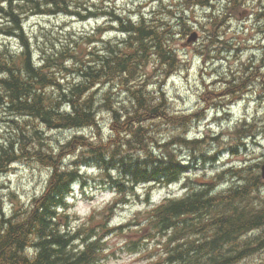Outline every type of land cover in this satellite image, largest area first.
Wrapping results in <instances>:
<instances>
[{
  "label": "trees",
  "instance_id": "1",
  "mask_svg": "<svg viewBox=\"0 0 264 264\" xmlns=\"http://www.w3.org/2000/svg\"><path fill=\"white\" fill-rule=\"evenodd\" d=\"M175 1L192 8L217 6L216 0ZM228 2L233 14L236 4H242V0ZM82 8L83 0H0V16L10 22L0 31L20 42L16 47L0 43V123L10 128L6 133L0 130V175L17 162H34L51 171L44 191L27 206L14 204L9 210L0 196V264H98L107 248L106 236L118 227L109 226L107 214L97 220L94 212L72 228L68 203L72 189L90 181L82 168L93 166L100 173L98 185L113 190L118 202L127 203L140 185L149 188L148 195L153 186L169 185L191 171L178 148L201 151L203 139L161 135L166 128L189 126L194 115L177 114L162 86L183 67L184 59L172 44L177 38L175 26L157 13H142L138 19L117 17L121 39L98 38V32L53 37L44 26L38 52L34 51L24 15L83 16ZM183 10L169 12L179 26L181 21L191 29ZM216 10L208 15L213 42L222 34L219 18L226 15ZM153 80L159 81L151 90ZM119 88L128 94V101L116 98ZM42 126L51 131L87 128L94 133L91 138L81 134L54 143ZM74 146L78 154L73 165L64 168V155ZM254 168L236 171L248 175L246 186L236 189V215L231 192L213 195L199 183L182 198H166L141 210L128 224L137 226L139 238L132 250L146 249L153 264H230L236 232V259L241 258L254 238L245 235L264 227V207H239L263 182ZM112 211L113 207L106 210ZM206 235L208 243L203 242ZM245 238L247 245L237 250ZM154 240L157 251L148 245Z\"/></svg>",
  "mask_w": 264,
  "mask_h": 264
},
{
  "label": "rangeland",
  "instance_id": "2",
  "mask_svg": "<svg viewBox=\"0 0 264 264\" xmlns=\"http://www.w3.org/2000/svg\"><path fill=\"white\" fill-rule=\"evenodd\" d=\"M228 1L229 0H216L215 2L217 10L222 14H226L223 17L227 18L224 22L222 20L223 17L219 18V23H221L218 25V30L222 32V35H220L219 39L214 42H212V38H209V35L211 34L210 31L212 32L213 30L212 23L208 17L210 10L205 9L204 7L186 8L184 5H181L174 0H143L142 2L132 0H83V5H88L91 9L88 10V12L83 10L84 14L82 15L84 17H79L78 19L80 20L67 18L61 14L49 17L44 15H33L24 17V19L26 23L25 27L27 28V35L29 36L30 42L33 44L34 51L37 53L38 46L41 43V32L44 26L48 30V33L53 37L63 38L68 35L67 33H65L67 35H64V30H67L68 26L70 27L69 31L82 33L91 31L95 29L98 24L102 23L105 27L104 31L108 32L105 37L114 39L116 35H118V24L112 20L115 18L114 16L104 14L102 17H106L103 18L105 20L102 19L100 23H97L95 18H89L90 16H86V13L92 12L99 14L101 11L112 10L115 11V15H120L121 17L132 15L134 18L138 17L142 12H145L148 16L157 13V15L162 17L163 20L168 21L175 26L178 32L176 35L177 38L172 44L176 47L181 58L183 57L185 59L184 61H186L184 68L178 70L170 79H168L167 82L166 91L169 95L172 108L179 113H195L203 102L202 94H204L203 91L205 90L206 83L216 81L217 78L227 81V74L233 76L232 72H236V69L239 72H246V67L243 64L245 60L243 58L246 59V57L252 53L248 51L243 58L241 56L236 57V52L240 53L241 49L246 46V43H244L241 37L243 29L236 28V19L240 18V14L236 15V12L240 9L242 12L241 15L246 16L247 12L249 15L251 13V10L249 9L250 6L248 8V5L236 4V12L233 14L231 11L235 10H230L231 5ZM240 1L241 0H238V2ZM182 7L185 16L189 19V24L192 26L191 29L185 27L181 21L179 26L177 17L170 15L169 9L176 12L180 11ZM212 12H214V9ZM9 23V21L0 16V28L5 27ZM192 32L199 35L200 38L195 45L189 47L187 45L190 43L186 45L185 43L188 41L190 35L193 34ZM7 37L8 36L0 31L1 43L5 41L9 42L13 47L20 45L17 38L8 40L6 39ZM213 39H215V36ZM259 41L260 40L257 39V41H255L256 44H258L257 42ZM224 50H228L227 53L229 54H225ZM230 53L231 56L229 57ZM261 53V50L260 52H257L258 55ZM204 55H208L210 58H208V60H206V57L202 58ZM155 81L156 80H153L151 83H154ZM232 82L234 81L232 80ZM230 85L233 86L232 83ZM262 85L263 84H259L253 89V96L250 98L251 101L247 100V102H238L237 105L235 103L233 106L234 118H242L245 115H248L249 118L256 116L258 117L257 123L259 127H264V87H262ZM117 93L118 95H116V98L120 100L122 99V101H128L129 96L124 93L122 88H119ZM210 114L211 116H209V119L214 120V118H216V112L209 111L208 115ZM102 118L104 121V128L106 129L109 127V122L107 120L108 115H105V117ZM221 121L222 120H219L213 124L216 134L220 133L218 139L212 140L211 137L207 136L200 145L201 151L198 149L190 151L186 148L184 150L178 148L180 157L182 155L183 160L189 161L192 165L191 171L189 172L190 175L188 176L187 174H184L182 177V181L185 180L186 183L189 182L191 189L198 187L199 183H207L210 185L213 182L212 184L217 186L218 183H216V178L218 173L223 171L224 166L232 164L235 161L236 163H244V161L250 160L248 164L258 163L260 165L264 162V132H262L259 141L251 139L247 142V146L239 148L237 145L239 140H237L236 132L232 133L228 129V121ZM207 127L208 123H206L205 120H200V117H198V119L186 129L170 127L163 129L161 135L163 139H166L171 135L184 138V135H189L190 137L201 134L206 135L208 133ZM262 127L259 129L261 130ZM0 130H2L3 133H6L10 128L6 122H1ZM106 132L108 133L109 129H106ZM46 133V135L51 138L49 140H53L54 143H59L60 140L64 143L66 140L76 135L77 131L46 130ZM81 133L86 137H91L94 130L87 129L86 131H81ZM227 136H230L228 138L229 140L226 139ZM78 150V146H74L72 150L64 155V168L73 165ZM228 151H234L235 154L230 153L229 155ZM218 159L221 160L219 161ZM258 164H256V167H260ZM50 174L51 171L48 170L47 167L34 163H22L15 164L9 173L0 175V196L4 199L3 202L6 206H8L7 209L10 210L14 204L17 206H27L28 204H31L34 197L39 196L46 188ZM98 174V171L92 173V170H89V172L86 173L85 176L90 178L88 184L92 186L91 188L87 187L86 191H83V186L80 184L75 185L74 195H72V198L69 200V205L71 206L70 209L73 215L71 223L72 228L77 229L81 226L95 208L98 212V219H101L103 217V206L113 198V193L108 189L96 188L94 186L96 181H100ZM224 180L230 185L234 182L235 178L232 173H229L228 175H225ZM237 180L239 179H236V181ZM183 186H185L183 183H178L174 184L172 187H160L157 189L155 196L160 198L162 195L161 193L166 194L167 192L180 194L184 189ZM144 193L145 190L143 188L139 189L136 197L132 199L128 205L117 207L112 213V218L109 219L110 223H112V225H125L128 220L145 207ZM251 197L254 198V200H258L259 207H264V194H261L259 190L253 191ZM251 204L252 203H243L241 204V208L249 207ZM258 232L260 234L255 238H252L250 247H259L261 243L264 242V227ZM134 234V227L129 230L127 227H124L122 229H117L108 235L106 240L108 248L104 254L105 257L102 258L99 264H152L153 262H149L151 261V258L148 256L145 257L143 256V253L140 254L129 250L132 240L136 238ZM246 235L249 237L252 233ZM245 239H243L242 243L241 241H238L240 247H238L237 250H240L245 243L247 245ZM148 244L152 245L151 243ZM254 257L255 256H252L250 259L244 258L242 262L237 264H256Z\"/></svg>",
  "mask_w": 264,
  "mask_h": 264
},
{
  "label": "bare ground",
  "instance_id": "3",
  "mask_svg": "<svg viewBox=\"0 0 264 264\" xmlns=\"http://www.w3.org/2000/svg\"><path fill=\"white\" fill-rule=\"evenodd\" d=\"M114 3V2H113ZM7 4V3H6ZM175 4V3H174ZM182 5V4H181ZM101 6V5H100ZM187 6V5H186ZM76 7V6H75ZM187 8V7H186ZM97 9V8H96ZM206 9H209L210 10V12L209 13H211L212 12V10H213V8H210V7H208V8H206ZM217 9V7L214 9V10H216ZM49 17V16H48ZM159 17V16H158ZM171 17V16H170ZM183 17V16H182ZM187 18V17H186ZM160 21V20H159ZM211 21V20H210ZM53 22V21H52ZM193 23V22H192ZM212 23V22H211ZM11 26V25H10ZM165 26V25H164ZM237 26V25H236ZM191 27V26H190ZM54 28V27H53ZM27 29V28H26ZM182 29V28H181ZM179 30V29H178ZM48 31V30H47ZM59 31V30H58ZM178 32V31H177ZM193 33V32H192ZM210 34V33H209ZM10 35V34H9ZM46 35V34H45ZM199 36V35H198ZM96 37V36H95ZM191 37V36H190ZM188 38V41L185 43V45L186 44H188V43H190L191 42V38ZM72 38V37H71ZM223 38V37H222ZM34 39V38H33ZM92 39V38H91ZM213 39V38H212ZM221 39V38H220ZM49 40V39H48ZM74 40V39H73ZM84 40V39H83ZM201 40V39H200ZM45 41V40H44ZM193 41V40H192ZM221 41V40H220ZM194 42V41H193ZM210 42V41H209ZM213 42V41H212ZM224 42V41H223ZM82 43V42H81ZM200 43V42H199ZM211 43V42H210ZM258 43V42H257ZM188 46V45H187ZM215 47V46H214ZM72 48V47H71ZM212 48V47H211ZM241 48V47H240ZM27 49V48H26ZM101 49V48H100ZM118 49V48H117ZM6 52V51H5ZM203 52V51H202ZM128 53V52H127ZM225 53V52H224ZM98 54V53H97ZM118 54V53H117ZM219 55V54H218ZM73 56V55H72ZM231 56V53H230V55H229V57ZM7 57V56H6ZM63 57V56H62ZM181 57V56H180ZM210 58V57H209ZM225 58V57H224ZM179 59V58H178ZM191 59V58H190ZM196 59V58H195ZM245 59V58H244ZM140 61V60H139ZM243 61V60H242ZM23 62V61H22ZM61 62V61H60ZM59 62V63H60ZM186 62V61H185ZM238 62V61H237ZM161 63V62H160ZM241 63V62H240ZM244 66L246 67V72L248 71V69H249V65L244 61ZM46 65V64H45ZM235 66V65H234ZM20 67V66H19ZM46 67V66H45ZM241 69V68H240ZM43 70V69H42ZM84 71V70H83ZM96 71V70H95ZM155 71V70H154ZM236 71H238L237 69H236ZM231 72V71H230ZM239 72V71H238ZM49 73V72H48ZM109 73V72H108ZM65 74H66V72H65ZM88 74V73H87ZM65 76V75H64ZM160 77V76H159ZM106 78V77H105ZM166 78V77H165ZM121 79V78H120ZM38 81V80H37ZM93 81V80H92ZM170 81V80H169ZM201 81V80H200ZM138 83V82H137ZM234 83V82H233ZM42 84V83H41ZM83 84V83H82ZM100 85V84H99ZM66 87V86H65ZM122 87V86H121ZM106 89V88H105ZM91 91V90H90ZM109 91V90H108ZM112 91V90H111ZM197 93V92H196ZM5 96V95H4ZM59 96V95H58ZM91 96V95H90ZM3 97V96H2ZM11 97V96H10ZM152 97V96H151ZM107 98V97H106ZM10 99V98H9ZM62 100V99H61ZM125 103V102H124ZM157 104V103H156ZM199 104V103H198ZM153 106V105H152ZM167 106V105H166ZM59 107V106H58ZM193 107V106H192ZM125 108V107H124ZM155 110V109H154ZM262 110V109H261ZM126 111V110H125ZM190 111V110H189ZM152 112V111H151ZM110 114V113H109ZM178 114V113H177ZM195 115V114H194ZM57 119V118H56ZM164 120V119H163ZM175 120V119H174ZM39 121V120H38ZM28 122V121H27ZM57 122V121H56ZM55 122V123H56ZM58 123V122H57ZM34 125V124H33ZM98 126V125H97ZM110 126V125H109ZM114 128V127H113ZM72 132V131H71ZM165 132V131H164ZM52 133V132H51ZM58 133V132H57ZM224 133V132H223ZM69 134V133H68ZM155 136V135H154ZM185 136V135H184ZM12 137V136H11ZM64 137V136H63ZM125 138V137H124ZM12 139V138H11ZM232 139V138H231ZM78 140V139H77ZM253 141V140H252ZM199 142V141H198ZM90 143V142H89ZM192 143V142H191ZM72 144V143H71ZM196 144V143H195ZM77 145V144H76ZM103 145V144H102ZM209 145V144H208ZM76 147V146H75ZM101 147V146H100ZM231 147V146H230ZM138 148V147H137ZM10 149V148H9ZM225 149V148H224ZM51 151V150H50ZM160 152V151H159ZM187 152V151H186ZM2 153V152H1ZM138 154V153H137ZM149 154V153H148ZM180 154V153H179ZM128 155V154H127ZM253 155V154H252ZM173 156V155H172ZM31 157V156H30ZM207 157V156H206ZM124 158V157H123ZM8 159V158H7ZM81 160V159H80ZM139 161V160H138ZM171 162V161H170ZM123 163V162H122ZM132 163V162H131ZM258 164V163H257ZM259 165V164H258ZM255 166H257L256 164H255ZM155 167V166H154ZM163 167V166H162ZM259 168L260 167H257V169L259 170ZM256 169V170H257ZM160 170V169H159ZM115 171V170H114ZM10 172V170L8 171V172H6V173H4V175L5 174H7V173H9ZM57 173V172H56ZM134 173V172H133ZM186 173V172H185ZM122 174V173H121ZM91 175V174H90ZM115 175V174H114ZM177 175V174H176ZM200 177V176H199ZM3 178V177H2ZM102 179V178H101ZM123 179V178H122ZM136 179V178H135ZM261 179V178H260ZM212 181V180H211ZM155 182V181H154ZM163 183V182H162ZM152 189V188H151ZM192 193V192H191ZM158 198V197H157ZM97 202V201H96ZM260 202V201H259ZM76 203V202H75ZM8 207V206H7ZM20 214V213H19ZM107 214V213H106ZM141 217V216H140ZM67 221V220H66ZM95 222V221H94ZM107 222V221H106ZM177 227V226H176ZM114 228V227H113ZM123 228V227H122ZM175 229V228H174ZM129 230V229H128ZM187 230V229H186ZM148 233V232H147ZM178 234V233H177ZM101 235V234H100ZM140 237V236H139ZM144 237V236H143ZM171 237V236H170ZM100 238V237H99ZM94 239V238H93ZM195 239V238H194ZM189 242V241H188ZM81 243V242H80ZM176 245V244H175ZM221 247V246H220ZM139 250V249H138ZM175 251V250H174ZM179 252V251H178ZM172 253V252H171ZM228 256V255H227ZM111 257V256H110ZM163 257V256H162ZM164 258V257H163ZM206 258V257H205ZM222 260V259H221ZM206 261V260H205ZM214 262V261H213Z\"/></svg>",
  "mask_w": 264,
  "mask_h": 264
},
{
  "label": "flooded vegetation",
  "instance_id": "4",
  "mask_svg": "<svg viewBox=\"0 0 264 264\" xmlns=\"http://www.w3.org/2000/svg\"><path fill=\"white\" fill-rule=\"evenodd\" d=\"M233 245H234L233 246L234 261L236 262V232L234 233V244Z\"/></svg>",
  "mask_w": 264,
  "mask_h": 264
},
{
  "label": "water",
  "instance_id": "5",
  "mask_svg": "<svg viewBox=\"0 0 264 264\" xmlns=\"http://www.w3.org/2000/svg\"><path fill=\"white\" fill-rule=\"evenodd\" d=\"M194 39H196V35H193V36L191 37V40H194ZM263 176H264V166H263Z\"/></svg>",
  "mask_w": 264,
  "mask_h": 264
}]
</instances>
